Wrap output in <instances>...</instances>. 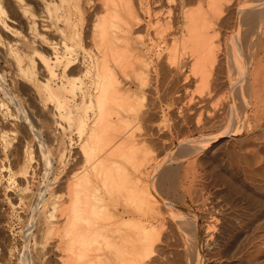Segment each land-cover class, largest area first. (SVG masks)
Wrapping results in <instances>:
<instances>
[{
	"label": "bare ground",
	"instance_id": "obj_1",
	"mask_svg": "<svg viewBox=\"0 0 264 264\" xmlns=\"http://www.w3.org/2000/svg\"><path fill=\"white\" fill-rule=\"evenodd\" d=\"M141 11L148 13L144 0H0V146L8 150L14 140L20 161L16 171L1 166L0 184L19 180V191L27 193L36 158L42 160L44 179L32 214L36 225L57 233L59 248L66 238L74 264H144L152 247L150 217L157 206L139 185L144 169L133 164L128 173L121 160L142 143L130 127L141 119L147 77L157 76L144 58L173 35V25L148 20L146 40L137 34ZM206 14L202 8L182 11L181 38L167 55L184 81L187 68L203 64L209 33L199 21ZM186 46L193 57L188 67L178 62ZM45 134L50 142L61 136L76 145V168L69 169L64 151L50 153ZM30 137L37 142L35 159L25 141Z\"/></svg>",
	"mask_w": 264,
	"mask_h": 264
},
{
	"label": "rangeland",
	"instance_id": "obj_2",
	"mask_svg": "<svg viewBox=\"0 0 264 264\" xmlns=\"http://www.w3.org/2000/svg\"><path fill=\"white\" fill-rule=\"evenodd\" d=\"M144 5L148 13L139 12L137 34L150 38L146 23L157 18L172 23L173 35L144 58L157 76L147 77L141 119L130 127L142 143L121 160L128 173L133 164L144 169L139 185L158 210L150 217L152 247L141 261L264 264V0H144ZM199 8L207 11L199 22L207 27L208 46L201 69L187 68L184 81L167 55L174 38H181L182 11ZM187 46L178 62L188 67L193 57ZM48 137L43 139L50 153L64 151L69 169L76 168V145ZM30 138L25 141L35 159L37 142ZM11 144L9 151L0 146V168L9 163L16 171L19 154L14 140ZM39 159L27 193L19 191V180L0 184V264H74L66 238L60 249L57 233L36 225L32 214L44 179ZM124 228L127 236L133 234L131 226ZM95 254L98 263L103 256Z\"/></svg>",
	"mask_w": 264,
	"mask_h": 264
}]
</instances>
